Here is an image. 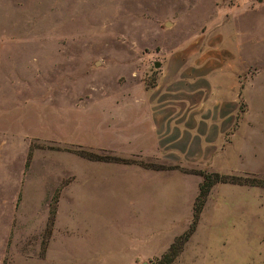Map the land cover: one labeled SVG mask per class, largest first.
<instances>
[{
  "label": "rangeland",
  "instance_id": "rangeland-1",
  "mask_svg": "<svg viewBox=\"0 0 264 264\" xmlns=\"http://www.w3.org/2000/svg\"><path fill=\"white\" fill-rule=\"evenodd\" d=\"M149 105L179 108L178 158L125 154L118 135L149 128L127 111ZM240 123L261 174L208 157ZM200 174L236 182L171 264H264V0H0V264H165Z\"/></svg>",
  "mask_w": 264,
  "mask_h": 264
},
{
  "label": "crops",
  "instance_id": "crops-1",
  "mask_svg": "<svg viewBox=\"0 0 264 264\" xmlns=\"http://www.w3.org/2000/svg\"><path fill=\"white\" fill-rule=\"evenodd\" d=\"M145 107L143 108L141 107L138 110H136L137 109L136 106H134L133 108L130 107V109L127 112L128 113L132 112V114H135L133 115L134 116L133 118L139 123H141L143 119L144 122L148 121L147 122V124H149V128H147L148 132L146 133L145 132L143 133V131L136 132L135 138L130 136L128 130L127 133L123 135L120 133V135H118L119 132L116 131L114 127V122H112L113 118L111 117L110 119L112 126H106V127L112 129L113 132L112 134L114 135V139L117 137V135L124 138L127 136L130 139L131 138L134 139L133 141L130 142L119 140L120 144H122L123 146L127 145L131 147L128 148V151L125 152V154L140 153L141 152L140 145L136 147L135 145L143 144L144 145L143 158L146 160H156L158 157L155 155L159 154L160 155L159 158H162L161 155L163 154L164 151L167 152L166 151L167 147L171 144L173 148V151H171V155L175 158H178L179 153L181 155L183 154L181 148L178 149V141L179 140L182 141L184 136L183 126L178 128L177 124H175L174 122H171L172 124H169L168 121H166V119L168 118L167 117L168 112L177 113L179 112L177 111L179 108L178 107L169 108L168 106H163V105H149ZM144 109L146 111H144ZM168 109H175V110H168ZM143 112L146 115H143L144 114ZM127 116L125 117L126 120H127ZM244 128L245 127L242 125V123L236 125L234 129L229 131V135H228L229 140L224 141L223 144L220 142L217 143V146H213V149L208 151L209 159L211 158L216 159V157L223 158L224 167L218 168V170L221 173L242 175L248 171L249 172L251 171L256 174H261V170L258 169V167H256L257 165L256 162H258L259 160L257 159L256 156V154H258L257 152L258 150L256 148L260 146L256 145V148L253 147L251 149H248L247 132L244 130ZM115 144H116L115 142H112L111 143L112 146L108 148L111 152H116L117 149ZM118 146L119 148L121 147L119 144ZM251 167H256V168L253 169ZM175 188H176L175 191H172V196H171L172 199L161 201L160 203H158L161 209L177 210L179 207H181L182 194H180L178 186H175ZM166 193L167 196H169L170 191H167ZM161 213L162 212H160V214Z\"/></svg>",
  "mask_w": 264,
  "mask_h": 264
},
{
  "label": "trees",
  "instance_id": "trees-1",
  "mask_svg": "<svg viewBox=\"0 0 264 264\" xmlns=\"http://www.w3.org/2000/svg\"><path fill=\"white\" fill-rule=\"evenodd\" d=\"M76 154L79 155V157L85 158L89 161H105V162L108 161V162H121V163L124 162L121 159H118L115 157H111V156L101 157L97 155L93 156V154L83 153V151L78 152V153L76 152ZM200 175H202L203 181L199 187V195L196 199V203L193 208V221L190 224L189 231L187 233H184L181 237L177 238L176 241L169 248V252L163 256L162 261L165 264L172 263V261L177 256L178 252L180 251L182 245L188 240L190 234L194 231V227L198 220L201 208L204 204L205 197L207 193L209 192V189L212 187V185H214L215 183H219V182L221 183L236 182L233 179H230L225 176H220L218 174H200ZM176 243H178V245H176Z\"/></svg>",
  "mask_w": 264,
  "mask_h": 264
},
{
  "label": "water",
  "instance_id": "water-1",
  "mask_svg": "<svg viewBox=\"0 0 264 264\" xmlns=\"http://www.w3.org/2000/svg\"><path fill=\"white\" fill-rule=\"evenodd\" d=\"M158 66H159V64L156 63V64H155V67H158Z\"/></svg>",
  "mask_w": 264,
  "mask_h": 264
},
{
  "label": "built area",
  "instance_id": "built-area-1",
  "mask_svg": "<svg viewBox=\"0 0 264 264\" xmlns=\"http://www.w3.org/2000/svg\"><path fill=\"white\" fill-rule=\"evenodd\" d=\"M246 1H249V0H246Z\"/></svg>",
  "mask_w": 264,
  "mask_h": 264
}]
</instances>
